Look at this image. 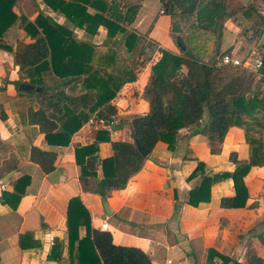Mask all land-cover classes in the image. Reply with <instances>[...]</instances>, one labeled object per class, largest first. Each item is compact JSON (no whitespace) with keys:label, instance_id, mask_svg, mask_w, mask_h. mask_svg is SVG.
Wrapping results in <instances>:
<instances>
[{"label":"trees","instance_id":"16d2710c","mask_svg":"<svg viewBox=\"0 0 264 264\" xmlns=\"http://www.w3.org/2000/svg\"><path fill=\"white\" fill-rule=\"evenodd\" d=\"M19 1L0 0V47L12 52L1 39L19 22L30 42L16 44L14 62L20 78L13 83L16 88L21 83L41 87L40 91L25 92L33 94L38 103V109H28V123L38 126L48 144L66 146L93 115L106 122L115 116L111 101L125 83L136 79V68L143 63L118 64L117 48L119 41H123L130 54L137 47V55L143 53L146 46L140 45L142 38L128 29L139 4H125L123 0H42L51 11L63 16L71 29L44 14L37 3L33 20L18 16L13 9ZM160 3L166 14L187 22L182 36L186 49L179 54L161 50L159 58L151 64L143 90L148 111L131 118L129 141H110L107 131L99 130L94 143L75 148L81 189L106 202L114 191L124 189L143 166L145 157L138 151L135 140L148 153L158 142L173 150L178 131L198 124L206 114L208 140L221 143L230 127H240L248 145V158L238 160L231 153L234 171L213 176L204 174V165L198 162L189 178L200 175L201 181L189 192L187 203L197 206L207 201L210 187L230 178L234 195L222 198L220 207L244 208L248 199L244 177L251 167L264 166V60L257 73L222 66L219 59L223 54H231V48L220 52L219 46L226 21L236 19L238 14L249 21L252 39H264V16L251 2L238 8L231 7L228 0H160ZM99 27L106 30V42L110 44L102 54L97 53L91 40L77 38L73 30L80 29L93 37ZM208 42L212 48L207 47ZM18 92L22 93L19 89ZM102 141L110 142L112 155L100 160L97 145ZM55 157L53 152L30 148V161L44 173L54 169ZM28 183L27 176L16 180L11 193H2L1 202L15 210ZM66 226L71 264H152L140 249L116 245L109 231L92 228L90 213L78 196L69 200ZM80 228L85 231L81 238ZM61 248V242L55 240L49 258L58 259L56 250ZM214 256L221 259L220 264H264L254 248L246 249L244 263L210 249L206 264H213Z\"/></svg>","mask_w":264,"mask_h":264},{"label":"crops","instance_id":"0c3cea01","mask_svg":"<svg viewBox=\"0 0 264 264\" xmlns=\"http://www.w3.org/2000/svg\"><path fill=\"white\" fill-rule=\"evenodd\" d=\"M158 2L161 4L160 0ZM36 3L57 23L73 28L42 0H20L13 11L33 20L37 14ZM136 3L139 9L129 26L132 28L144 7L142 0ZM89 12L93 11L89 9ZM258 12L264 16V12ZM242 20L246 21L238 14L236 19L226 21L220 52L231 48L232 55L242 57L253 40L258 43L263 40V37L252 39L251 31L249 35L240 33ZM171 23L160 5L158 15L145 30L134 29L145 40L144 50L148 47L154 50V59L137 66L136 79L125 83L111 101L116 109L114 125L95 129L86 122L66 146L48 144L38 126L28 123V109H38L37 100L26 91L19 93L13 82L20 78L14 62L16 44L18 41L28 43L30 39L20 29L19 22L4 34L1 42L11 47L12 52L0 47V264H71L66 217L69 200L77 196L90 213L92 228L101 230L100 225L106 223L108 229L103 231L111 233L114 244L140 249L152 264H206L210 249L244 263L246 249L254 248L264 260V166L251 167L244 177L248 191L244 208L220 207L222 198L234 195L230 178L215 182L207 201L197 206L187 203L189 192L201 181L200 175L189 178L198 162L204 165V174L213 176L234 171L235 165L229 158L231 153H235L238 160L248 158V145L240 127H230L221 143L210 142L205 114L198 124L178 131L173 150L158 142L126 187L114 191L106 200L111 214L105 212L97 195L81 189L75 148L94 143L99 130L107 131L110 141L130 140L131 118L148 111L143 90L151 64L159 58L161 50L180 53L170 36ZM73 30L77 38L91 40L98 54L108 50L110 44L106 42L103 27H99L93 37L80 29ZM97 146L100 160L112 155L110 142L102 141ZM31 147L55 153L51 172H42L39 165L30 161ZM23 176L29 178V183L13 210L1 202V196L3 192L11 193L15 181ZM84 235V229L80 228L79 237ZM55 240L62 244L61 250H56L58 259L49 258ZM212 263L220 264L221 259L214 256Z\"/></svg>","mask_w":264,"mask_h":264},{"label":"rangeland","instance_id":"374dc122","mask_svg":"<svg viewBox=\"0 0 264 264\" xmlns=\"http://www.w3.org/2000/svg\"><path fill=\"white\" fill-rule=\"evenodd\" d=\"M137 1H139V0H123V2L125 4L136 3ZM142 1L144 2V7H143V10L141 11V14L137 18V22L133 25V28L132 27L128 28L132 32H134V29H136L138 31L145 30V28L150 24L152 18H155L158 15V11L160 9V5L161 4H159L158 0H142ZM228 2H229V5L231 7H235V8H238V7L243 5L241 0H228ZM249 3H250V1H249ZM251 5L256 10L264 12V0H252L251 1ZM169 17H170V19L172 20V23H173L175 18H172L170 15H169ZM176 19L180 22V24L182 26V30H183L182 36H183V34L185 33V28H187L186 27L187 26V22H185L184 18L179 17V16L176 17ZM172 23H171V26H170V30L172 28ZM242 23L243 24L241 26L240 33L243 34L244 32H247V35H249V32H248L249 31V26H250L249 21H247V20L243 21L242 20ZM243 35H245V34H243ZM170 36L172 38H174V40H175V36H176L175 34L171 33ZM257 41L258 40H253L251 48L245 54V56H242V57H246V56L251 54V52L259 44ZM144 42H145V40L142 39L140 41V45L144 46L145 45ZM224 44H225V41H224ZM208 45H209L208 46L209 48L210 47L212 48V44L210 42L208 43ZM137 49H138V47H137ZM137 49H135V51L133 53L128 55L129 52L126 50V47L124 46L123 41H119L118 48H117V50L119 51L118 64H121V63H123L125 61L126 64L134 66V65H136L138 63L150 62V61H152L154 59V56H155L154 50H152L150 47H148L147 50H144L143 53L140 54V55H137V53L139 51V49L138 50ZM242 57H240V58H242Z\"/></svg>","mask_w":264,"mask_h":264},{"label":"built area","instance_id":"2783aa9c","mask_svg":"<svg viewBox=\"0 0 264 264\" xmlns=\"http://www.w3.org/2000/svg\"><path fill=\"white\" fill-rule=\"evenodd\" d=\"M162 12V11H161ZM264 60V39L258 44V46L246 57L233 56L231 54H223L219 59V64L222 66L238 67L248 72L257 73L262 67ZM116 116H112L108 122L99 115L92 116L87 121V126L94 127L95 129H102L110 127L115 124ZM101 230H107L108 225L102 223L100 225Z\"/></svg>","mask_w":264,"mask_h":264},{"label":"water","instance_id":"95a60500","mask_svg":"<svg viewBox=\"0 0 264 264\" xmlns=\"http://www.w3.org/2000/svg\"><path fill=\"white\" fill-rule=\"evenodd\" d=\"M241 1H242L243 5H247L250 0H241ZM171 32L176 35L175 36V43H176L177 47L181 51H185L186 47H185V44H184L183 38H182V32H183L182 26L176 18L174 19V21L172 23ZM18 89L20 91H32V90L40 91L41 87H33L30 84L21 83V84H19ZM135 145L143 157H146L148 155V150L145 149L143 146H141L137 140H135ZM102 205H103L105 212L107 214H111V211H110V208L108 207V204L106 202H103Z\"/></svg>","mask_w":264,"mask_h":264}]
</instances>
